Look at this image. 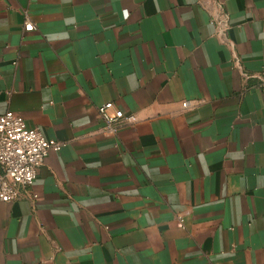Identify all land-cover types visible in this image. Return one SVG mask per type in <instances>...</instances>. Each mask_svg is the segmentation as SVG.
Listing matches in <instances>:
<instances>
[{"label":"crops","instance_id":"1","mask_svg":"<svg viewBox=\"0 0 264 264\" xmlns=\"http://www.w3.org/2000/svg\"><path fill=\"white\" fill-rule=\"evenodd\" d=\"M8 110L66 145L0 201V264H264V0H0Z\"/></svg>","mask_w":264,"mask_h":264},{"label":"built area","instance_id":"2","mask_svg":"<svg viewBox=\"0 0 264 264\" xmlns=\"http://www.w3.org/2000/svg\"><path fill=\"white\" fill-rule=\"evenodd\" d=\"M222 33L229 27L228 18L213 19ZM26 31L35 29L32 22H26ZM188 108L190 101H184ZM98 116L103 122L101 131L107 136H116L124 125L135 123V115H127L114 102L98 106ZM65 142L48 138L39 127H28L24 117L12 110L0 114V201L10 202L21 196L38 198L30 193L38 175L39 167L52 151H60ZM183 223V218H180Z\"/></svg>","mask_w":264,"mask_h":264}]
</instances>
